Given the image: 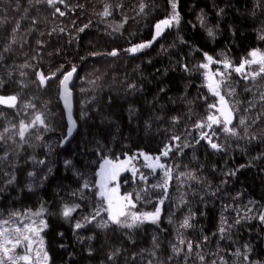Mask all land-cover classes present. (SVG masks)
Returning <instances> with one entry per match:
<instances>
[{"label":"trees","instance_id":"obj_1","mask_svg":"<svg viewBox=\"0 0 264 264\" xmlns=\"http://www.w3.org/2000/svg\"><path fill=\"white\" fill-rule=\"evenodd\" d=\"M255 3L179 0V25L167 29L151 47L131 54L126 50L151 40L154 25L170 15L169 0H65L59 5L64 16L54 14L46 0H0V52L15 41L11 51L2 52L0 95L18 96L17 108L0 106V132L11 121L30 122L36 112L43 114L48 126L47 131L30 130L29 142L22 147L17 146L18 138L17 143L0 141V217L43 207L48 227L42 235L51 264H203L197 253L204 255L207 264H264V223L259 218L264 213V101L259 96L264 93V78L245 81L233 72L226 81L222 90L236 109L233 126L238 135H227L214 126L215 140L224 146L223 151L212 150L206 142L195 144L199 130L193 127L206 118L207 104L216 100L204 87L202 70L197 68L203 52L217 59L225 53L238 64L250 50H264L260 39L264 9L254 10ZM105 6L111 13L107 17L102 15ZM218 7L225 9L222 17L216 15ZM202 13L207 26L216 30L215 39L201 27L198 17ZM84 25L89 27L80 32ZM114 49L118 55H108ZM25 63L32 67L23 69L27 75L21 77L20 66ZM185 63L190 71L184 70ZM61 65L67 70L77 68L72 87L77 132L70 141H66L59 80L43 88L35 75L37 71L51 74ZM232 89L235 92L229 97ZM29 101L35 110L24 108ZM249 103L255 107L243 111ZM26 111L32 114L24 115ZM241 116L248 124L247 135L239 124ZM256 117L261 119L252 123ZM174 135L193 146L183 152L173 147V153L164 158L175 180L170 195L159 204L156 224L132 229L91 225L73 230L77 221L101 207L95 183L105 158L116 162L117 157L137 158L139 153L156 157L165 145L180 143L170 139ZM232 171L236 174H227ZM29 172L34 175L30 177ZM182 172H191L196 179L180 176ZM13 176L15 180L8 184ZM85 181L89 189H83ZM159 199L136 202V210L153 211ZM65 203L80 205L73 219L60 215ZM187 216L193 226L180 229ZM221 227L226 231L220 232ZM178 231L201 247L188 255L181 246L184 250L175 255L172 249ZM246 245L248 260L243 258ZM113 252L117 255L109 261Z\"/></svg>","mask_w":264,"mask_h":264},{"label":"snow or ice","instance_id":"obj_2","mask_svg":"<svg viewBox=\"0 0 264 264\" xmlns=\"http://www.w3.org/2000/svg\"><path fill=\"white\" fill-rule=\"evenodd\" d=\"M46 3L49 7L54 9V14H58L59 16H64L65 12L61 10L59 7L60 4L65 3V0H46ZM169 4L171 6V13L164 19L159 20L154 25V34L152 39L147 42H142L139 44H135L128 48L126 51L135 54L143 49L151 47L154 43L158 42V40L163 36L165 31L175 25H179L180 23V13L178 11L179 0H169ZM144 5L141 4L140 11H144ZM256 8L264 9V0H256L254 5V10ZM225 12L224 8H217L216 15L223 16ZM110 10L109 6H105V10L102 13L103 16H109ZM198 20L200 22L201 27L206 28L207 35L210 38L215 39L216 30L213 27H208L206 23V17L202 13ZM33 23H37V21H33ZM89 25H84L79 29L80 32H84ZM15 31V30H14ZM63 31V29H61ZM264 31V29H262ZM261 40H264V35L260 36ZM182 43H187L186 41L181 40ZM15 41L9 42L7 47L2 49V52L11 51L12 44ZM38 44L42 46V42L38 41ZM194 51L199 53L201 49L194 48ZM2 52H0V61L3 60ZM108 55L116 56L118 52L114 49L112 52L108 53ZM220 56L223 59H217L213 56L209 55L207 52H203V61L197 65L199 70H202V75L205 81L204 87L207 88L208 93L215 97L216 100L214 103H208V114L205 119L198 121L193 127L195 130H199V139H195V144H200L201 142H206L208 146L214 151H223L224 146L216 142L215 136L216 132L213 131L214 126L223 131L225 134L230 136H237L238 132L236 127L233 126V120L235 118V107L230 105L229 100L226 99V96L222 94V89L227 87L226 81L231 78L232 73L238 74L241 79L245 81H255L257 78H264V50L259 48H254L247 53L246 57H242L238 64H234L232 60L225 54L220 53ZM213 65H218L215 71L212 70ZM255 66V67H253ZM32 67L27 63L20 66V76L24 77L27 75L23 69H27ZM185 71H190L187 63L183 65ZM59 73V75H58ZM74 74H77V68L72 66L70 70L64 68L63 65L57 69L56 72H52L51 74H45L44 72L37 71L35 73L37 78V83L39 87L46 88L50 81L59 80V92L61 99L65 101V107L68 109L70 126L68 129V136H71L72 129L75 127V123L71 121V106H70V82L72 81ZM10 78H13V73H8ZM23 86V80L20 81ZM129 88H134L135 85L129 84ZM163 92L164 90L161 89ZM235 89H232L227 93L229 97L233 96ZM260 100L264 101V93H260ZM205 102H207L208 97H203ZM238 103V102H237ZM0 105H3L7 108H17L18 107V96L17 95H0ZM255 105L249 103V106L244 108L243 111H250L251 108H254ZM24 108L35 110L36 105L29 101L24 104ZM30 112H25L24 115H31ZM0 116H3V113L0 112ZM256 119H261V117H256L252 119V123L256 122ZM177 121L176 117H173V122ZM261 122H264V119H261ZM239 124L244 126L245 135H247L248 124L246 123V119L241 116L239 118ZM41 128L44 131L48 130V126L46 123V119L44 118L42 113L36 112L33 115V118L30 122H26L25 119H19L18 124L15 121H11L9 126L4 127L3 131L0 132V141H12L13 143H17L18 138V147H22L24 144L29 142L28 138L30 135V130H35L36 128ZM207 128L208 131H204ZM191 135V132L188 133ZM40 139L39 136L36 137ZM67 138V137H66ZM252 140L257 139L256 136L249 137ZM172 141L180 142L175 145H165L164 149L159 153L158 156L153 157L154 163L150 165H146L151 167L153 172L157 168L163 170L164 177L162 184L153 185L152 187H159L163 189L165 195H167V189L169 181L172 179V169L166 166L159 161L162 158L169 156L170 153H173V147L176 152H183L184 148L192 147L193 144L181 142L182 137L179 135H174L170 138ZM138 155L145 156V160L150 159L145 153H139ZM264 155V154H262ZM135 157H129L124 160H120L117 157L116 162L111 159L105 158L103 163L100 165L99 171L96 173L98 179L96 180L95 187L98 188V192L96 195L102 201L103 207H97L94 209L92 214L89 216H85L82 218V221H77L74 224V231H78L87 226L95 225V227L100 229H106L110 225H116L121 228H137L144 223H153L156 224L159 221L161 208L159 206L155 207V211L153 212H142L137 209V201L142 199L140 194H136L133 199L132 193L121 194L120 187L117 181L119 180L121 173L129 170V165L131 163V159ZM40 163H44V161H40ZM66 164H70V161H66ZM241 167H244L241 165ZM51 171V169H49ZM236 171H239L237 169ZM236 171H232L227 173L228 175H235ZM132 174L135 178L137 176V170L132 168ZM28 175L31 177L34 174L29 172ZM180 176H187L188 179H196L195 176L191 172L188 173H180ZM140 180H146L147 177L141 174L139 176ZM15 180L13 176L12 179L8 180L7 183L11 184ZM29 190H31V185L28 186ZM83 189H89L90 183L85 181L83 184ZM77 195L76 192L72 193V196L75 197ZM82 195V193H81ZM160 203H163V200H160ZM79 204H69L65 203L60 211V215L66 219H73V214L77 212L79 209ZM45 209L42 207L41 209L33 212L32 210H24L21 211H13L8 214L7 218L0 217V264H51V257L49 256L48 249L45 247V240L42 233L47 229L48 224L42 218L44 215ZM102 213H106V219L102 216ZM100 218L99 220L97 218ZM259 218L262 223H264V213L259 215ZM191 216H187L183 219L182 223H180V229H188L193 225L190 222ZM240 221L237 220L236 223ZM226 229L221 227L220 232H225ZM63 235V233H61ZM88 239H92V237H88ZM207 239V237H205ZM63 246V245H61ZM181 246L186 248L187 254L191 255L194 249H198L201 246L199 244H193L192 241H186L182 234L178 231V240L177 243L173 245V253L175 255H180L184 250ZM247 245L244 249V260H248ZM89 255H91V249H89ZM117 255L116 252H113L108 256V260L112 261L114 257ZM237 255H240V252H237ZM197 257L203 264H207L204 255L197 253ZM187 259V255L184 257ZM215 264V261L213 262Z\"/></svg>","mask_w":264,"mask_h":264},{"label":"rangeland","instance_id":"obj_3","mask_svg":"<svg viewBox=\"0 0 264 264\" xmlns=\"http://www.w3.org/2000/svg\"><path fill=\"white\" fill-rule=\"evenodd\" d=\"M217 67H218V65H213L212 70L215 71V69ZM222 94H223V90H222ZM147 156L150 157V159L145 160V156H143V155H138L137 158L131 159V163L129 165V170L121 173V176H120L119 180L117 181V183L119 184L121 194H126L124 192L125 188L131 189V190L133 189L132 192H129V193L133 194V199L135 198L136 194H140L142 199L140 201H137L138 204H145V203H143V199H146V200L150 199V198L152 199V197L155 196L157 198H160L158 200L157 205H156V206H158L159 204H161L160 203L161 199L164 201V199H166L170 195V191H171L170 187L172 185V182H174V180H175V173L172 172V179L169 181L168 189H167V195H165L163 189H161L159 187H156V188L152 187L153 185L162 184L164 172H163V170H161L159 168H157L155 170V172H153L151 167L146 166V165H150V164L154 163L153 159H151V158H153V156H149V155H147ZM159 162L168 166L167 161L164 158H162ZM132 168H135L137 170V176L135 178L133 177V174H132ZM99 169H100V167H99ZM99 169H98V171H99ZM141 174L146 176L147 179L146 180H140L139 176ZM124 178H127V182L122 183V180ZM97 179H98V177H96V180ZM97 192H98V188H96V193ZM96 198H97V201L101 203V207H103V203L98 198L97 195H96ZM153 211H155V208ZM153 211H150V212H153ZM103 214L104 213H102V216H103Z\"/></svg>","mask_w":264,"mask_h":264},{"label":"water","instance_id":"obj_4","mask_svg":"<svg viewBox=\"0 0 264 264\" xmlns=\"http://www.w3.org/2000/svg\"><path fill=\"white\" fill-rule=\"evenodd\" d=\"M76 79H77V74H74V77L72 79V81L70 82V91H71V98H70V106H71V121L75 123V127L72 129V133H71V136H68V129H69V126H70V121H69V115H68V109H66L65 107V101L63 99H61V96H60V92H59V100L61 102V107H62V110L64 112V115H65V121H66V124H67V138H66V141H70L72 140V138L74 137V135L76 134L77 132V124H76V121L74 119V99H73V92H72V87L74 85V83L76 82ZM1 107L3 108H7L3 105H0ZM7 109H14V108H7ZM161 205H159L160 207Z\"/></svg>","mask_w":264,"mask_h":264}]
</instances>
